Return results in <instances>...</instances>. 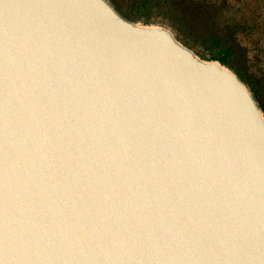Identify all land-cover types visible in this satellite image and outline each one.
Segmentation results:
<instances>
[{"label":"water","instance_id":"95a60500","mask_svg":"<svg viewBox=\"0 0 264 264\" xmlns=\"http://www.w3.org/2000/svg\"><path fill=\"white\" fill-rule=\"evenodd\" d=\"M0 264H264L249 89L108 0H0Z\"/></svg>","mask_w":264,"mask_h":264},{"label":"trees","instance_id":"16d2710c","mask_svg":"<svg viewBox=\"0 0 264 264\" xmlns=\"http://www.w3.org/2000/svg\"><path fill=\"white\" fill-rule=\"evenodd\" d=\"M108 1L130 21L170 25L200 58L233 71L264 113V0Z\"/></svg>","mask_w":264,"mask_h":264},{"label":"rangeland","instance_id":"374dc122","mask_svg":"<svg viewBox=\"0 0 264 264\" xmlns=\"http://www.w3.org/2000/svg\"><path fill=\"white\" fill-rule=\"evenodd\" d=\"M154 24H162V25H165V26H167V27H169L171 29V31L173 32L174 35L177 34V32L170 25H168L167 23H154ZM194 50H197V48H195ZM250 55H251V53H250Z\"/></svg>","mask_w":264,"mask_h":264}]
</instances>
